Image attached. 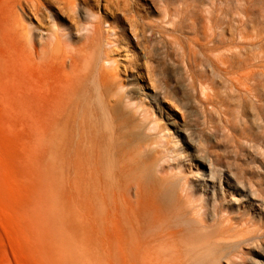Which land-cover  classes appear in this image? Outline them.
<instances>
[{
	"label": "rangeland",
	"instance_id": "obj_1",
	"mask_svg": "<svg viewBox=\"0 0 264 264\" xmlns=\"http://www.w3.org/2000/svg\"><path fill=\"white\" fill-rule=\"evenodd\" d=\"M247 51H264V0H0V264H61L58 242L102 259L104 239L139 258L167 233L187 264H264V74L248 97ZM72 71L92 106L77 120L113 133L117 188L140 190L117 244L35 144Z\"/></svg>",
	"mask_w": 264,
	"mask_h": 264
},
{
	"label": "bare ground",
	"instance_id": "obj_2",
	"mask_svg": "<svg viewBox=\"0 0 264 264\" xmlns=\"http://www.w3.org/2000/svg\"><path fill=\"white\" fill-rule=\"evenodd\" d=\"M246 55L248 69L245 87L248 97L253 99L256 78L264 74V51H247ZM105 71V68L101 67L99 74L101 84L108 82ZM110 77L112 78L113 74ZM83 80L79 72H71L65 86L50 107L46 120L39 126L35 144L39 150L44 151L46 157L49 171L45 176L54 179L53 185L58 189L60 188L58 184L66 179L70 184V203L75 211L87 216V219L99 226L104 234L114 228L117 244L120 239L117 230L119 214L124 212L129 220L136 221L141 208V194L135 185L117 188V179L125 172L128 163L121 162L117 167L109 168L107 150L111 139L109 137L113 133L106 137L97 131L99 125L77 120L76 113L79 108L92 109L89 101L91 97L82 94ZM101 86L104 87L105 84ZM143 89L149 88L144 85ZM128 160L130 163L131 159ZM199 165L203 167V164ZM181 207L182 210L186 208L185 204H181ZM49 209L48 215L52 221L61 226L66 223L65 214L58 213L56 216L55 206L52 204ZM121 238H126L128 243L133 242L130 236ZM174 239L173 233L156 235L155 244L152 243V254L146 246L142 257L139 258L127 256L126 249L120 245L116 251L119 258L111 259V244L107 239H104L105 256L102 259L88 256L77 258L72 250L62 246L64 244L60 242L57 243L55 250L63 260L61 264H187L168 255L167 248L175 243Z\"/></svg>",
	"mask_w": 264,
	"mask_h": 264
}]
</instances>
